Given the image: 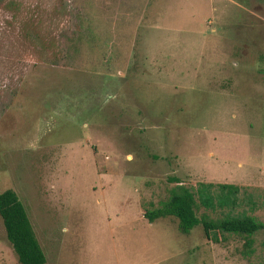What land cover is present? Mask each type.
<instances>
[{"label":"rangeland","instance_id":"obj_1","mask_svg":"<svg viewBox=\"0 0 264 264\" xmlns=\"http://www.w3.org/2000/svg\"><path fill=\"white\" fill-rule=\"evenodd\" d=\"M0 8V189L45 264H264V229L249 250L144 217L184 187L199 217L264 222V0ZM0 264H20L1 216Z\"/></svg>","mask_w":264,"mask_h":264},{"label":"trees","instance_id":"obj_2","mask_svg":"<svg viewBox=\"0 0 264 264\" xmlns=\"http://www.w3.org/2000/svg\"><path fill=\"white\" fill-rule=\"evenodd\" d=\"M219 188L225 192L222 197L233 195L237 199L238 186L221 184ZM212 200V196L205 195L202 202L210 205ZM218 202L222 206L220 198ZM196 209L194 193L182 187L179 191H173L163 206L145 210L144 217L149 222H153L161 217L173 216L178 220L179 230L183 234H188L195 226L201 225L205 236L215 242H219L221 237L228 234L241 235L246 238L245 245L249 250H251L253 244L252 236L259 230L264 229V222H259L251 216H226L212 220L207 216L199 217ZM0 216L6 237L11 243L19 263L45 264V255L36 239L26 209L12 189H0Z\"/></svg>","mask_w":264,"mask_h":264},{"label":"crops","instance_id":"obj_3","mask_svg":"<svg viewBox=\"0 0 264 264\" xmlns=\"http://www.w3.org/2000/svg\"><path fill=\"white\" fill-rule=\"evenodd\" d=\"M47 8V7H46ZM2 9L0 8V11H1ZM47 10H48V8H47ZM6 12V11H5ZM47 12V11H46Z\"/></svg>","mask_w":264,"mask_h":264}]
</instances>
